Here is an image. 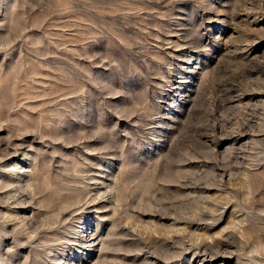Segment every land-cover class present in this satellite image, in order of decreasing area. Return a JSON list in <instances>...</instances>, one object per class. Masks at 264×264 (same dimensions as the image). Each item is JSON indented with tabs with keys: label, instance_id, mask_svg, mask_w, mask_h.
<instances>
[{
	"label": "rangeland",
	"instance_id": "obj_1",
	"mask_svg": "<svg viewBox=\"0 0 264 264\" xmlns=\"http://www.w3.org/2000/svg\"><path fill=\"white\" fill-rule=\"evenodd\" d=\"M0 264H264V0H0Z\"/></svg>",
	"mask_w": 264,
	"mask_h": 264
},
{
	"label": "bare ground",
	"instance_id": "obj_2",
	"mask_svg": "<svg viewBox=\"0 0 264 264\" xmlns=\"http://www.w3.org/2000/svg\"><path fill=\"white\" fill-rule=\"evenodd\" d=\"M234 140H240V135H234L233 137ZM186 228V227H185ZM217 244V243H216ZM223 244V243H222ZM220 245V244H219ZM226 247H230L229 245H226ZM205 249V248H204Z\"/></svg>",
	"mask_w": 264,
	"mask_h": 264
}]
</instances>
